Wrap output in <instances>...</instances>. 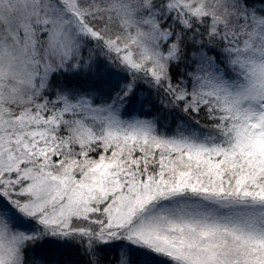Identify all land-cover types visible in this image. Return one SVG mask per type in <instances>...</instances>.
<instances>
[{"label":"snow or ice","instance_id":"6c2138e0","mask_svg":"<svg viewBox=\"0 0 264 264\" xmlns=\"http://www.w3.org/2000/svg\"><path fill=\"white\" fill-rule=\"evenodd\" d=\"M0 264H264V0H0Z\"/></svg>","mask_w":264,"mask_h":264}]
</instances>
